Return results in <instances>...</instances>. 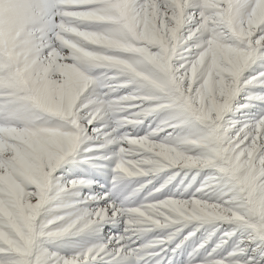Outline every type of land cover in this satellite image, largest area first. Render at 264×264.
Here are the masks:
<instances>
[{
    "label": "snow or ice",
    "instance_id": "snow-or-ice-1",
    "mask_svg": "<svg viewBox=\"0 0 264 264\" xmlns=\"http://www.w3.org/2000/svg\"><path fill=\"white\" fill-rule=\"evenodd\" d=\"M0 264H264V0H0Z\"/></svg>",
    "mask_w": 264,
    "mask_h": 264
},
{
    "label": "rangeland",
    "instance_id": "rangeland-1",
    "mask_svg": "<svg viewBox=\"0 0 264 264\" xmlns=\"http://www.w3.org/2000/svg\"><path fill=\"white\" fill-rule=\"evenodd\" d=\"M241 95H243V94H241ZM241 103L243 102V100L241 99V101H240Z\"/></svg>",
    "mask_w": 264,
    "mask_h": 264
}]
</instances>
